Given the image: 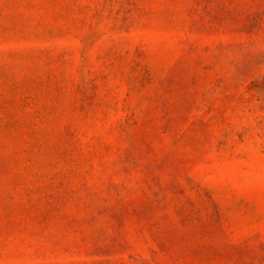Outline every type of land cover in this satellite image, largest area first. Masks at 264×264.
<instances>
[{
	"label": "rangeland",
	"instance_id": "1",
	"mask_svg": "<svg viewBox=\"0 0 264 264\" xmlns=\"http://www.w3.org/2000/svg\"><path fill=\"white\" fill-rule=\"evenodd\" d=\"M0 264H264V0H0Z\"/></svg>",
	"mask_w": 264,
	"mask_h": 264
}]
</instances>
